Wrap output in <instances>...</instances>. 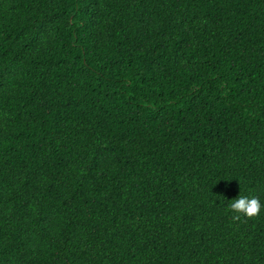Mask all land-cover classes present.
Returning a JSON list of instances; mask_svg holds the SVG:
<instances>
[{
  "label": "trees",
  "instance_id": "16d2710c",
  "mask_svg": "<svg viewBox=\"0 0 264 264\" xmlns=\"http://www.w3.org/2000/svg\"><path fill=\"white\" fill-rule=\"evenodd\" d=\"M0 264H264V0H0Z\"/></svg>",
  "mask_w": 264,
  "mask_h": 264
},
{
  "label": "clouds",
  "instance_id": "9594fccd",
  "mask_svg": "<svg viewBox=\"0 0 264 264\" xmlns=\"http://www.w3.org/2000/svg\"><path fill=\"white\" fill-rule=\"evenodd\" d=\"M231 210L247 216H253L259 213L261 205L256 198L246 196H237L230 204Z\"/></svg>",
  "mask_w": 264,
  "mask_h": 264
}]
</instances>
